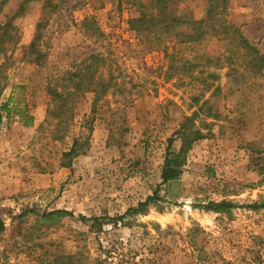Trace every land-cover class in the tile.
<instances>
[{"label":"rangeland","instance_id":"1","mask_svg":"<svg viewBox=\"0 0 264 264\" xmlns=\"http://www.w3.org/2000/svg\"><path fill=\"white\" fill-rule=\"evenodd\" d=\"M0 2V264H264V0Z\"/></svg>","mask_w":264,"mask_h":264},{"label":"trees","instance_id":"2","mask_svg":"<svg viewBox=\"0 0 264 264\" xmlns=\"http://www.w3.org/2000/svg\"><path fill=\"white\" fill-rule=\"evenodd\" d=\"M171 21L173 22V21H177V20L174 19ZM148 22H149L148 20H145V15H143L141 18L136 20V23L139 27H142L143 25H147ZM159 22H161V21H159ZM174 35L183 36L184 39H186V38L190 39V38L194 37V34L188 35L182 31H177L176 33H174ZM249 50L255 51V49L252 47H250ZM5 108H6V106L3 105L2 109H5ZM1 122H2V115L0 112V124H1ZM182 137H183L182 138L183 140H182L181 148L179 149V151L176 153L168 151L165 155V161H164V164H163V167L161 170V185L177 180L181 174V168H182V165H183L184 160H185L186 152L188 151V149H189V147L193 141V140H191L190 136H188L186 134H182ZM77 154H78L77 144L74 143V145L70 149V151L63 154V158H64V164L63 165L69 166L70 162H71L70 161L71 158H73V156H76ZM158 189H159V186L157 187V189L155 190L153 195L148 196L143 202H139L136 207H133V208L127 210L126 214L142 213L148 208V206L150 204H152L156 201H159V200H157L158 199V194H157ZM228 207L229 206L226 202H220V203L210 202L207 205L203 206V209L206 211L211 210L214 212H223ZM81 219L84 220L85 218L81 217ZM98 221H99L98 219H94L95 223H98ZM3 230H4V223L2 222V220H0V233Z\"/></svg>","mask_w":264,"mask_h":264}]
</instances>
